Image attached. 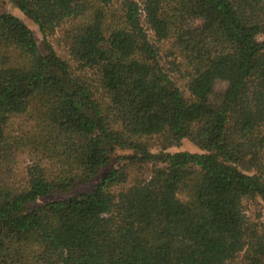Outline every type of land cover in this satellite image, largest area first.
<instances>
[{
    "label": "trees",
    "instance_id": "16d2710c",
    "mask_svg": "<svg viewBox=\"0 0 264 264\" xmlns=\"http://www.w3.org/2000/svg\"><path fill=\"white\" fill-rule=\"evenodd\" d=\"M255 200L264 0H0V264H264Z\"/></svg>",
    "mask_w": 264,
    "mask_h": 264
},
{
    "label": "rangeland",
    "instance_id": "374dc122",
    "mask_svg": "<svg viewBox=\"0 0 264 264\" xmlns=\"http://www.w3.org/2000/svg\"><path fill=\"white\" fill-rule=\"evenodd\" d=\"M3 12L5 13H10L15 16H18L21 18L27 26L31 29L33 32L34 38L36 42L38 43L40 49L43 50V37L37 28V26L30 21L27 17H25L21 12H19L16 8H14L11 4L8 2L5 3L3 7ZM60 39V33H56L50 40L51 44L53 45L54 49L57 51V53L61 56H66V51L59 42ZM224 86V83H218L217 85V90L221 89ZM177 150H182V151H189V152H198L197 148L190 142L188 141H183L180 147L178 148H172L171 151H177ZM119 153L115 154L113 157V161L111 162V166H115L117 164V160L115 159L116 155ZM109 171V167H105L101 170L99 175L95 177L93 180L90 182L78 187L75 190V194L83 193L86 191H89L96 183H98L102 177ZM58 198H61V196L58 195H48L45 196L44 198H40L37 200V204H43L47 203L53 200H56ZM246 208V216L250 221L257 222L260 224V227L264 228V204H262L259 200H255L252 202H248L245 204Z\"/></svg>",
    "mask_w": 264,
    "mask_h": 264
}]
</instances>
